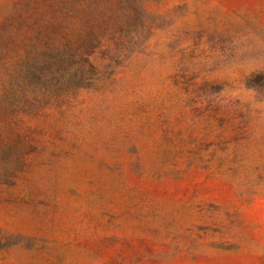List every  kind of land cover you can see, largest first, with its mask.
I'll use <instances>...</instances> for the list:
<instances>
[{
	"label": "rangeland",
	"instance_id": "obj_1",
	"mask_svg": "<svg viewBox=\"0 0 264 264\" xmlns=\"http://www.w3.org/2000/svg\"><path fill=\"white\" fill-rule=\"evenodd\" d=\"M0 264H264V0H0Z\"/></svg>",
	"mask_w": 264,
	"mask_h": 264
}]
</instances>
